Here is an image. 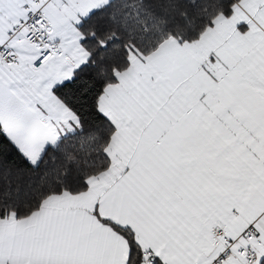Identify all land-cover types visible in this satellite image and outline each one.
Here are the masks:
<instances>
[{"label":"snow or ice","instance_id":"obj_1","mask_svg":"<svg viewBox=\"0 0 264 264\" xmlns=\"http://www.w3.org/2000/svg\"><path fill=\"white\" fill-rule=\"evenodd\" d=\"M0 264H264V0H0Z\"/></svg>","mask_w":264,"mask_h":264}]
</instances>
